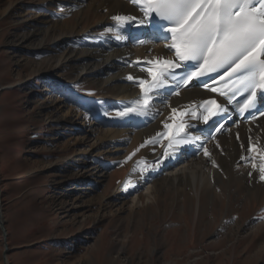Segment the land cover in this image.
<instances>
[{
	"label": "rangeland",
	"instance_id": "rangeland-1",
	"mask_svg": "<svg viewBox=\"0 0 264 264\" xmlns=\"http://www.w3.org/2000/svg\"><path fill=\"white\" fill-rule=\"evenodd\" d=\"M71 2L0 0V85L12 86L0 92L7 264H264V190L250 201L233 177L220 184L222 202L198 185L183 205L182 188L167 180L133 203L134 195L115 194L132 175L125 151L107 146L119 134L87 135L115 90L74 60L105 36L102 16ZM91 26L93 37L75 35ZM64 105L72 124L57 120ZM251 222L263 227L246 230ZM3 248L0 232V264Z\"/></svg>",
	"mask_w": 264,
	"mask_h": 264
},
{
	"label": "bare ground",
	"instance_id": "bare-ground-1",
	"mask_svg": "<svg viewBox=\"0 0 264 264\" xmlns=\"http://www.w3.org/2000/svg\"><path fill=\"white\" fill-rule=\"evenodd\" d=\"M73 1L77 2V4L71 2L75 7L80 4H83V7L89 6V4L93 5L97 15L102 16L98 21L100 22L99 29L105 31V36L100 37L92 44L89 51H85L82 56L75 57L74 60L80 63V70L84 75H95L96 77L102 75L99 76L101 80L115 90L114 94L106 97L104 105L100 106L91 118L89 126L93 128L87 130V135H92L94 129L98 130L97 134L99 132L101 133L99 135L106 133L110 138H113L111 134L114 131L119 134L120 139L117 145L116 143L113 145L114 142L109 141L107 146L111 149L114 148L112 153L125 151L130 161L132 175L127 176L117 185L115 194L120 192L132 194L134 195L131 198L133 203L135 200L139 201L142 194H145L147 198L150 197L149 194H152L153 188L156 187V180H167L171 185L182 188L181 195H185L182 200L183 205L185 199H189L188 194L195 193L198 185L205 189L209 188L213 198L217 197L222 202L224 190L220 188V184L224 183L230 186L231 179L236 177L233 186L244 184L243 191L249 196L250 201L253 196H260L264 190V180L260 179L259 171L261 164H264V159H262L264 157V116L250 123L237 121L234 124L231 122L225 133L213 139L202 136L200 129L207 124L204 123L206 114L199 110V102L209 97L210 94L190 84L175 95H168L165 90L170 86V83L164 76L160 77L164 83L158 89L141 92L140 80H145L148 85H151L153 81L148 71L139 68L140 64L174 60V54L165 47L167 44L165 42L141 47H133L129 44L128 38L132 33L131 29L141 19L136 8L124 0ZM44 12L45 10L41 14ZM114 15H125L137 19L118 26L117 22L112 20ZM141 28L144 30V27ZM95 32L96 29L94 30L91 26V28L77 31L75 35L84 34L93 37ZM62 40H65L64 37ZM75 51L70 50L66 58H73ZM130 75L133 77L131 81L128 79ZM137 99L149 101L144 106L146 112L118 115L126 107L133 106ZM163 101L164 103H162ZM71 107L72 105H64L63 115L57 120L74 123L69 115L72 112ZM222 107L227 108L224 102H222ZM87 108L88 106L85 110ZM173 108L177 109L176 113L172 112ZM193 112L196 113V116H193ZM228 112L227 109L217 117ZM75 122L76 126L80 125L79 122ZM165 124L173 126L183 124L184 127L180 129L179 133H176L175 127L165 129ZM197 125L199 127H196ZM182 131H186L188 136L199 139L192 143L174 144L173 148H169L167 136L159 135L170 133L174 134L175 138H180L179 135ZM96 136L98 137V135ZM250 146L253 148L251 152L248 151ZM175 147H178L179 151H174ZM204 148H207L208 156L204 155ZM166 150L168 156H165ZM144 152L148 156L143 155ZM131 153H133L132 156ZM140 177H143V181L139 180ZM93 183L91 181L85 184V194L89 195L93 191ZM228 195L231 196L230 193ZM214 214L212 213V216ZM185 225L188 226L187 223ZM254 227H257L255 229L257 232L263 226L262 223L251 222L246 230Z\"/></svg>",
	"mask_w": 264,
	"mask_h": 264
},
{
	"label": "snow or ice",
	"instance_id": "snow-or-ice-1",
	"mask_svg": "<svg viewBox=\"0 0 264 264\" xmlns=\"http://www.w3.org/2000/svg\"><path fill=\"white\" fill-rule=\"evenodd\" d=\"M131 2L143 13L144 18L139 20L140 24L148 22L153 17L167 24L165 26V23H161L158 28L165 33L164 39H168L170 34L171 42L165 47L174 50V60L157 61V71L148 69L153 81L151 85L145 80L139 81L142 93L158 89L164 83L160 77L174 75V70L180 69L184 72L185 85L212 73L217 74L220 81L228 78L231 86L227 91L232 93L229 103L241 92L247 94L239 107L241 113L255 108L257 99L264 97V0H131ZM136 19L125 15L112 16V20L117 22L118 26ZM128 79L131 81L133 77L130 75ZM203 86L208 87L207 84ZM211 91L217 92V88L212 87ZM220 94L225 95V92L220 91ZM148 102L137 99L133 106L126 107L118 115L124 116L130 112L143 114L146 112L144 106ZM202 107L207 111V115L204 116L205 123L227 111V108L218 105L215 100L204 101ZM172 112L176 113L177 109L173 108ZM193 116H196L195 112ZM164 127L165 129L175 127L176 133H179L184 125L165 124ZM216 131H220V128ZM159 135L167 136L169 148H173L174 144H187L199 139L186 133L183 138H175L174 134L170 133ZM174 151H179V148L175 147ZM248 151H253V148L250 146ZM204 155H209L207 148H204ZM165 156H168L167 150ZM259 171L260 179L264 180V164H261Z\"/></svg>",
	"mask_w": 264,
	"mask_h": 264
},
{
	"label": "water",
	"instance_id": "water-1",
	"mask_svg": "<svg viewBox=\"0 0 264 264\" xmlns=\"http://www.w3.org/2000/svg\"><path fill=\"white\" fill-rule=\"evenodd\" d=\"M0 192H1V189H0ZM0 229H1L3 240H4V249H3V256H2L3 257V264H7L6 256H5V253H6V250H7V246H6V243H5L6 233H5L4 225H3L2 213H1V204H0Z\"/></svg>",
	"mask_w": 264,
	"mask_h": 264
}]
</instances>
